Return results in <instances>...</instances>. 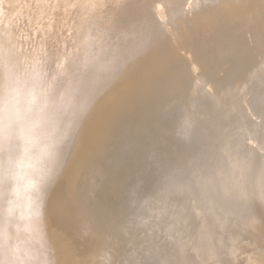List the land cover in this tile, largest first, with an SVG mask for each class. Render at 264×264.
<instances>
[{"label": "bare ground", "instance_id": "6f19581e", "mask_svg": "<svg viewBox=\"0 0 264 264\" xmlns=\"http://www.w3.org/2000/svg\"><path fill=\"white\" fill-rule=\"evenodd\" d=\"M187 82L197 158L134 208L126 264H234L243 232L264 239V0H0V264H113L84 179L153 91Z\"/></svg>", "mask_w": 264, "mask_h": 264}, {"label": "rangeland", "instance_id": "374dc122", "mask_svg": "<svg viewBox=\"0 0 264 264\" xmlns=\"http://www.w3.org/2000/svg\"><path fill=\"white\" fill-rule=\"evenodd\" d=\"M246 40L251 46V38L247 37ZM228 65V62L223 63L222 71L214 77L225 78ZM196 72L200 73L201 69H197ZM235 74L229 72L228 77L233 78ZM246 74L247 72L245 76ZM191 85L187 82L179 88L161 87L153 91L146 104L127 117L128 124L123 121L120 126L114 128L108 144L106 143L103 152L96 159L91 176L84 179L82 185L84 200L87 204L89 202V209L100 220V224L111 228L114 237L111 239L110 249L114 256L113 264H126L124 259L138 243L137 236L140 234L134 235L132 232V213L137 204L157 193L167 177L183 170L197 158L199 140L196 137L185 140L177 133L179 110L191 92ZM237 85L235 81L227 80L219 86L206 85L205 91L222 97L224 91L233 90ZM245 98L249 96L246 95ZM255 205L258 216L255 225L261 226L264 231V203L256 202ZM129 229L131 243L127 242L126 232ZM249 231L253 232L252 229ZM242 237L244 240L239 244L234 264H246L248 255L264 259V239L258 243H251V237L246 232L242 233ZM83 239L81 237L79 240Z\"/></svg>", "mask_w": 264, "mask_h": 264}]
</instances>
